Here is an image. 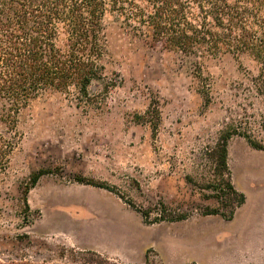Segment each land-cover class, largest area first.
<instances>
[{
    "label": "rangeland",
    "instance_id": "374dc122",
    "mask_svg": "<svg viewBox=\"0 0 264 264\" xmlns=\"http://www.w3.org/2000/svg\"><path fill=\"white\" fill-rule=\"evenodd\" d=\"M104 23L105 72L115 85L101 102L46 91L21 109L14 130L0 125V136L14 140L0 148V255L73 264L65 247L121 264H141L145 254L152 264H264V228L252 226L246 243H235L218 236L226 224L201 214L218 205L212 151L223 132L260 143L253 149L263 160L264 65L222 55L205 63L210 79L201 83L193 56L140 38L110 14ZM247 188L252 195L255 186ZM128 200L148 209L150 221ZM162 204L188 217L151 222Z\"/></svg>",
    "mask_w": 264,
    "mask_h": 264
},
{
    "label": "trees",
    "instance_id": "16d2710c",
    "mask_svg": "<svg viewBox=\"0 0 264 264\" xmlns=\"http://www.w3.org/2000/svg\"><path fill=\"white\" fill-rule=\"evenodd\" d=\"M107 14L140 38L193 56L194 77L201 83L210 79L205 63L222 55H246L264 65V0H0V125L4 129L14 130L21 109L46 91L72 93L85 105L104 99L115 85L104 64ZM199 92L207 96L208 87ZM231 136L229 131L223 132L212 151L219 177L212 196L218 205L204 207L202 215L217 214L229 220L244 202L227 163ZM247 142L254 149L262 148L253 139L247 138ZM13 144L12 136H0V148L11 149ZM42 173H32L31 184ZM79 180L114 190L105 181ZM26 193L27 188V206ZM126 202L144 221H150L148 209ZM187 217L185 212L167 213L162 204L151 222ZM60 248L70 252L73 264H121L95 250ZM0 264L40 263L23 253L0 255ZM141 264H152L147 254Z\"/></svg>",
    "mask_w": 264,
    "mask_h": 264
},
{
    "label": "crops",
    "instance_id": "0c3cea01",
    "mask_svg": "<svg viewBox=\"0 0 264 264\" xmlns=\"http://www.w3.org/2000/svg\"><path fill=\"white\" fill-rule=\"evenodd\" d=\"M227 153L231 181L234 187L244 194V202L235 209L233 217L229 220L217 214L202 218H211L210 220L218 225L226 224L221 226L218 236L230 238L235 243H246V235L252 226L264 228V187L260 183L264 179V173L260 170L261 165H264V156L261 161V156L246 144V141L237 139L228 140ZM255 168L259 171L255 175L246 174L247 169ZM250 183L255 186L252 195L247 188ZM259 221L263 223L256 224Z\"/></svg>",
    "mask_w": 264,
    "mask_h": 264
}]
</instances>
